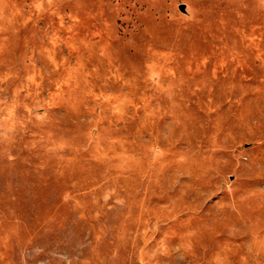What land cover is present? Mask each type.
<instances>
[{
  "label": "rangeland",
  "instance_id": "1",
  "mask_svg": "<svg viewBox=\"0 0 264 264\" xmlns=\"http://www.w3.org/2000/svg\"><path fill=\"white\" fill-rule=\"evenodd\" d=\"M0 264H264V0H0Z\"/></svg>",
  "mask_w": 264,
  "mask_h": 264
},
{
  "label": "water",
  "instance_id": "2",
  "mask_svg": "<svg viewBox=\"0 0 264 264\" xmlns=\"http://www.w3.org/2000/svg\"><path fill=\"white\" fill-rule=\"evenodd\" d=\"M180 8H181L183 11H185V4H181V5H180Z\"/></svg>",
  "mask_w": 264,
  "mask_h": 264
}]
</instances>
